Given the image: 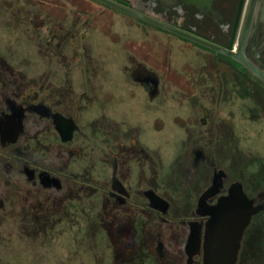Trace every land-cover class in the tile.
Here are the masks:
<instances>
[{"label":"flooded vegetation","instance_id":"flooded-vegetation-1","mask_svg":"<svg viewBox=\"0 0 264 264\" xmlns=\"http://www.w3.org/2000/svg\"><path fill=\"white\" fill-rule=\"evenodd\" d=\"M0 32V264L219 263L242 223L231 263L264 264L234 119L264 126V0H0Z\"/></svg>","mask_w":264,"mask_h":264},{"label":"water","instance_id":"water-1","mask_svg":"<svg viewBox=\"0 0 264 264\" xmlns=\"http://www.w3.org/2000/svg\"><path fill=\"white\" fill-rule=\"evenodd\" d=\"M188 38H192V37H188ZM194 39V38H192ZM196 42L204 45V46H207V47H210L212 48L213 46L204 42V41H201V40H198V39H195ZM262 92V96L264 98V91L261 90ZM228 203L227 201H225L222 205V216L221 217H213L212 220L208 223L207 225V235L209 236V240H213V242L215 243V234L217 233L219 235V238H220V243H219V247H221V243L227 241L226 237L229 236V232H230V228L232 226V224L230 223L231 221L228 220L229 219V215L227 213V210H228V207H227ZM244 223H242V225H238L236 224V228L233 229V231L231 232L232 233V236H234V241H229V243L231 244L229 246V244H225V247L228 249V255H226V259L223 261V262H216L215 260V252L212 254V250L213 249H208V254H209V259L207 261L206 264H232L231 263V257L229 255V253L231 252H236L237 250V242H239V237L241 235V230H242V227H243ZM209 247H210V244H209Z\"/></svg>","mask_w":264,"mask_h":264},{"label":"rangeland","instance_id":"rangeland-1","mask_svg":"<svg viewBox=\"0 0 264 264\" xmlns=\"http://www.w3.org/2000/svg\"><path fill=\"white\" fill-rule=\"evenodd\" d=\"M0 33L2 34V32H0ZM22 40H23L22 47H25L26 50L31 51V50L34 49L33 43L30 42L29 39L26 36H22ZM243 110H244L243 108L235 107L234 113H235L236 116H240L242 114V112H244ZM234 119H237L236 120L237 121L236 122L237 123L236 128L239 130L238 134L240 136H244V137H241V145H243V144L246 145L245 144V139H247V138H245V136H248V134L251 136L250 138H251L252 142L255 141L256 139H257V142H259L257 137L264 136V126H263V124H262V126L248 125L247 123H245V121H244V119L242 117H235ZM258 130H261L262 133L258 134L257 133ZM257 142H256V144H258ZM259 146H260V144H259Z\"/></svg>","mask_w":264,"mask_h":264}]
</instances>
